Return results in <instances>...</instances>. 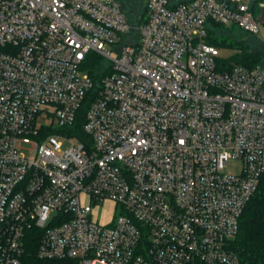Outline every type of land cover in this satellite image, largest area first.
I'll use <instances>...</instances> for the list:
<instances>
[{"label":"built area","instance_id":"1","mask_svg":"<svg viewBox=\"0 0 264 264\" xmlns=\"http://www.w3.org/2000/svg\"><path fill=\"white\" fill-rule=\"evenodd\" d=\"M126 1L0 0V264L31 228L46 259L240 264L264 67L219 70L207 38L258 34L264 2L145 0L133 22Z\"/></svg>","mask_w":264,"mask_h":264},{"label":"trees","instance_id":"2","mask_svg":"<svg viewBox=\"0 0 264 264\" xmlns=\"http://www.w3.org/2000/svg\"><path fill=\"white\" fill-rule=\"evenodd\" d=\"M139 1V0H138ZM264 2V0H261ZM144 8L141 9V12ZM218 28H233L224 25L213 24L209 30L207 41L215 45L220 50L232 48L238 52L230 58L221 57L219 59V70H228L235 65L254 67L264 64V46L251 50L249 45L240 41L218 37ZM99 59L89 62L88 68L96 76V70L100 66ZM263 66V65H262ZM80 123L82 118H80ZM78 124L79 129L82 126ZM80 131V130H79ZM24 252L22 254V264H78L75 259H46L38 255L40 232L31 228L26 231ZM230 248L238 255L240 264H264V175L258 190L247 204L241 218L239 231L230 240Z\"/></svg>","mask_w":264,"mask_h":264},{"label":"rangeland","instance_id":"3","mask_svg":"<svg viewBox=\"0 0 264 264\" xmlns=\"http://www.w3.org/2000/svg\"><path fill=\"white\" fill-rule=\"evenodd\" d=\"M145 0H128L125 2V9L128 11L130 18L133 22L140 21L141 9L144 6ZM260 16V12L257 14V17ZM218 37H224L228 39H232L234 41H240L246 45H249V49L254 50L258 48H262L264 46V22H259V33L251 34L248 32H244L237 27L231 28H218L217 30ZM238 50H234L232 48H223L221 49V56L225 58H230L235 55ZM260 65V64H259ZM264 67V64H262ZM230 169H233L231 167Z\"/></svg>","mask_w":264,"mask_h":264}]
</instances>
